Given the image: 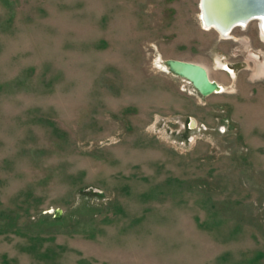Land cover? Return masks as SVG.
<instances>
[{
    "label": "rangeland",
    "instance_id": "rangeland-1",
    "mask_svg": "<svg viewBox=\"0 0 264 264\" xmlns=\"http://www.w3.org/2000/svg\"><path fill=\"white\" fill-rule=\"evenodd\" d=\"M199 12L0 0V264H264V38Z\"/></svg>",
    "mask_w": 264,
    "mask_h": 264
},
{
    "label": "water",
    "instance_id": "water-1",
    "mask_svg": "<svg viewBox=\"0 0 264 264\" xmlns=\"http://www.w3.org/2000/svg\"><path fill=\"white\" fill-rule=\"evenodd\" d=\"M213 3L214 5L218 3L219 15L217 13L215 15L218 20L226 22L227 29L234 25L230 28L229 31H231L235 26L241 25L239 22H244L246 25L252 20L258 21L259 15H262L259 10L264 4V0H213ZM237 19L241 21H236ZM230 20L233 21L230 23ZM164 66L172 75L190 83L202 97L221 91V87L209 79L207 70L199 64L171 59L166 60Z\"/></svg>",
    "mask_w": 264,
    "mask_h": 264
},
{
    "label": "bare ground",
    "instance_id": "bare-ground-1",
    "mask_svg": "<svg viewBox=\"0 0 264 264\" xmlns=\"http://www.w3.org/2000/svg\"><path fill=\"white\" fill-rule=\"evenodd\" d=\"M199 11H200L199 12L200 23H201V26L203 27V29H206V30L213 29L222 38H229L230 37V32L232 31V29H231V31H229V30L234 25L227 29L226 28L227 27L226 22L224 23V22H221L220 20H218L217 16H215V15H216V13L219 15V8L213 9L212 6L210 5L209 0H199ZM259 11H261V14H262V15H259L260 19L258 21H256V20H252V21H256L258 23L260 33H261L262 37L264 38V4L261 6ZM232 21L233 20H230V23ZM236 21H241V20L237 19ZM236 24H238V23H236ZM239 24H241V25H238L235 27H243L244 28L247 25V24L245 25L244 22H241V23L239 22Z\"/></svg>",
    "mask_w": 264,
    "mask_h": 264
},
{
    "label": "flooded vegetation",
    "instance_id": "flooded-vegetation-1",
    "mask_svg": "<svg viewBox=\"0 0 264 264\" xmlns=\"http://www.w3.org/2000/svg\"><path fill=\"white\" fill-rule=\"evenodd\" d=\"M258 27H259V26H258ZM235 28H236V27H235ZM239 28H243V27H239ZM244 28H245V27H244ZM233 29H234V28H233ZM233 29H232V30H233ZM259 31H260V29H259ZM231 32H232V31H231ZM231 32H230V34H231ZM188 127H189V125H188ZM188 129L191 130L192 128L189 127Z\"/></svg>",
    "mask_w": 264,
    "mask_h": 264
}]
</instances>
